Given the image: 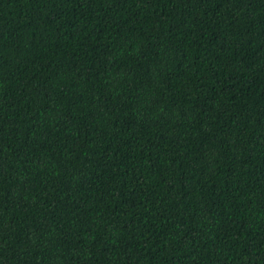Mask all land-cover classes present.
I'll return each mask as SVG.
<instances>
[{
    "label": "trees",
    "instance_id": "16d2710c",
    "mask_svg": "<svg viewBox=\"0 0 264 264\" xmlns=\"http://www.w3.org/2000/svg\"><path fill=\"white\" fill-rule=\"evenodd\" d=\"M0 264H264V0H0Z\"/></svg>",
    "mask_w": 264,
    "mask_h": 264
}]
</instances>
